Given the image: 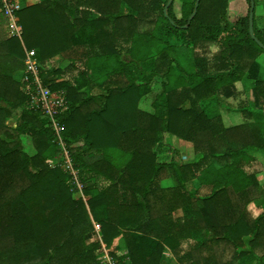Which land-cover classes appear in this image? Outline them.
I'll return each mask as SVG.
<instances>
[{"label":"trees","instance_id":"obj_1","mask_svg":"<svg viewBox=\"0 0 264 264\" xmlns=\"http://www.w3.org/2000/svg\"><path fill=\"white\" fill-rule=\"evenodd\" d=\"M169 1L44 0L18 13L22 41L9 36L0 8V264H101L102 245L89 244L95 224L107 248L124 238L132 264H164L167 249L178 264H264L258 249L264 247V213L251 221L218 203L228 186L257 184L250 171L256 155L264 157V80L250 79L263 129L227 128L221 116L201 107L237 98L236 84L264 51L252 39L250 16L228 32L229 0H201L192 20L197 0H181V19ZM122 4L132 13L121 15ZM181 32L191 45L173 59L161 47L163 38ZM254 34L264 45L255 22ZM216 43L213 65L193 52ZM25 49L36 52L46 86L67 95L69 109L59 122L87 201L76 200L66 173L50 166L63 149L49 121L27 110L28 98L13 76L23 67ZM56 57L80 70L77 85L59 82V71L44 68ZM150 94L153 111L147 112L141 103ZM16 111L19 121L11 127ZM168 136L191 143L196 163L162 162ZM23 137L32 140L36 155L25 151ZM164 172L177 186L195 179L212 185V194L196 200L190 194L189 205L161 202L168 192L159 187ZM180 209L185 216L175 219Z\"/></svg>","mask_w":264,"mask_h":264},{"label":"rangeland","instance_id":"obj_2","mask_svg":"<svg viewBox=\"0 0 264 264\" xmlns=\"http://www.w3.org/2000/svg\"><path fill=\"white\" fill-rule=\"evenodd\" d=\"M44 1V0H43ZM42 0H36V2H34V5L39 4L41 2H43ZM255 2V23H256V27L258 30L263 31L264 32V0H254ZM171 3V0L168 2ZM173 5V9H174V13L176 15V17L178 19L183 18L182 15V2L181 0H172V4ZM250 3L248 2V0H229V7H228V12H227V24H228V32L230 30H234L235 29V25L236 23H238L241 20L246 19V17L250 16ZM166 12V10H165ZM94 14H96V11L94 10L93 12ZM132 13L131 9L126 5V4H122L121 6V15H127ZM96 17V16H94ZM153 27H149V28H142V31H146L149 30L153 31ZM186 34H184L183 32H181V36L180 38H173V39H164L163 38V42L164 44L161 45L162 49H166V51L169 53L171 58H178V52L177 50L181 49V46H189L191 44H188L185 42L186 40ZM220 49V44L216 43V44H203V45H199L195 47V51L193 50V52H195L196 55H199L201 57H204L206 59H208L210 61V65L214 64V56L218 53ZM193 52L191 50V54H190V59L193 65H195V60L193 58ZM55 59H53L52 61H50L46 67H54L57 66L55 61ZM65 60V59H63ZM124 60L129 62L131 60V57L129 56H125ZM68 61V60H65ZM70 62V61H68ZM257 65L255 68H253L250 72H248L245 76V78L237 83V88L240 90L239 91V95L237 98H235L234 100L231 101H227L226 99H219L218 101H213V102H204L201 104V107H205V110L208 113H216L219 112L220 107L217 103H223L224 105L226 104L230 111H229V117L226 116V118H229V120H227L225 122V124L231 125L234 124L233 122H236L239 125H252L255 124L257 127L259 125V128H262V123H263V119H262V113L263 110L261 107L257 106L256 107V98L254 96V93L252 92V88L253 91H256V84L252 82V80H250L251 78H255L258 77L259 80L263 79L264 80V53H261L259 55V58L256 60V64ZM80 70H78L79 72ZM79 76V75H78ZM79 79H81V76H79ZM18 84L21 86V79H18ZM159 86V82L157 87ZM171 87L175 86L174 84L170 85ZM22 89V87H21ZM161 88H159L157 91H160ZM149 97L151 99L154 98V94H150ZM208 104V105H207ZM256 108H255V107ZM152 108V105H151ZM153 109V108H152ZM246 109H251L253 110L252 113L248 114L247 111H245ZM227 110V109H226ZM225 111V110H224ZM16 117L14 119H12V121L9 122L11 127H14L13 125H15V123L17 124L19 121V111H16ZM258 117V118H257ZM235 124V125H237ZM261 126V127H260ZM263 129V128H262ZM263 133V132H262ZM264 135V133H263ZM167 141H171V145L169 146L172 149H174V147L178 148L179 147V142H186V141H179V139L177 138H172L170 136H168L166 138V142ZM22 142L25 148V151L30 155V156H34L36 155V150L34 148V144L32 142V140L29 137H23L22 138ZM55 144L59 147H61L59 145V143H57L56 141H54ZM170 145V144H169ZM175 148V149H176ZM186 149V146L185 148ZM60 159H58V157H53L50 160V166L52 168L54 167H59L63 170L64 173H66L67 175V183L71 189V191L74 194V198L76 200L79 199H84L85 201H87V198L85 197L84 193L80 194V191L76 185V183H74V180L72 179V176L70 174V170H69V164H68V159L66 157V155L63 153L62 155L59 156ZM171 156H166V159H170ZM257 158V162L255 163L252 171L253 175L255 176V180L257 182L256 185H264V157L260 154L256 155ZM186 159H188L187 157L184 158H180L181 161L186 162ZM191 184V183H190ZM208 190H204L200 192V195H204L207 194ZM254 194H257V192H255ZM254 204H252L250 206V208L248 209V207L245 208L244 213H250L249 216L245 215V217L248 220L254 221L256 219V209H254L253 207ZM176 216L178 215H182V213H177L176 211ZM124 238H120V240L118 239L117 242V249L110 247L109 249L115 250L117 255L116 257L122 256L123 253V248L125 247V242H124ZM93 243H98V241L96 240V236H95V232L93 233L92 239L89 242V244H93ZM100 244V243H99ZM225 248L224 246L221 247ZM220 249V251H221ZM258 249H264V247H260ZM228 247L226 249V253L228 251ZM229 252V251H228ZM231 252V251H230ZM263 253L259 252V256H261ZM98 255H99V260L101 262L102 258H103V251L102 248L99 249L98 251ZM129 257V256H128ZM165 261H170L168 256H164ZM190 262H187V264Z\"/></svg>","mask_w":264,"mask_h":264},{"label":"crops","instance_id":"obj_3","mask_svg":"<svg viewBox=\"0 0 264 264\" xmlns=\"http://www.w3.org/2000/svg\"><path fill=\"white\" fill-rule=\"evenodd\" d=\"M18 3L20 4L21 9L23 10L24 8L30 7L34 5V2H36V0H17ZM43 1V0H42ZM55 63L57 66L54 67H44L47 70L50 71H59V75H58V81H71L72 83H76V81L81 80L79 79V76H81L80 72H78V70H69V66L71 65V62L65 61L60 57H56L55 58ZM25 71V66H24V62H23V67L21 70H19V72L14 73V78L16 79V81H18V79L22 78V75ZM79 75V76H78ZM77 85V84H75ZM84 91V90H83ZM238 91H240L238 89ZM65 92V91H64ZM97 92H99V89H97ZM252 92H253V88H252ZM234 99H229L227 101H231ZM220 107L219 112L216 113H208L205 108L203 107L204 111L206 113H208L209 115H219L221 116V118L223 119V123L227 128H234V127H239L241 125L237 124L236 122H233L234 124L231 125H226L225 122L227 120H229L228 113L230 111L229 107L225 104H221V103H217ZM208 105V104H207ZM141 108L147 112H152L153 109L151 108V101H150V97H146L143 99L142 103H141ZM227 109V110H226ZM225 110V111H224ZM237 124V125H235ZM10 125V124H9ZM16 123L15 125H13L14 127H16ZM244 125V124H243ZM179 141H183L180 140ZM170 144V145H169ZM179 147L176 148L174 147L172 152H169V149L172 146L171 145V141H165V146L166 149L162 152V154L160 155V160L162 162L164 161H171L174 157L175 163L177 165H193L194 163H196V156L194 153V149L191 143L189 142H182V143H178ZM186 146V149H184ZM176 148V149H175ZM172 149V148H171ZM171 151V150H170ZM166 156H171L170 159H166ZM187 157L188 159H186V162H183L180 160V158H184ZM80 177V176H79ZM81 181V179H80ZM191 183V184H190ZM160 190H166L168 191L167 194L163 195L162 201L161 202H170L173 206L174 205H179L180 203L182 204H186L189 205V200H188V196L191 194L193 195V199L196 200L198 199H202V198H206V197H210L213 191V186L212 185H201L197 179H195L194 181H190L188 182L185 186H177L175 185V182L173 180V177L170 176V173H163V178L161 180V183L159 185ZM223 187V186H222ZM236 189H235V188ZM204 190H208L207 194L204 195H200L201 191ZM172 191H178L176 194H171ZM225 197L218 200V203H223V204H230L232 206H234L237 211L236 213L241 216L242 214L249 216L250 213L245 212L244 210L246 207H248V209L250 208V206L252 204L254 209H256L255 213H256V219L261 216L264 213V185H255L252 184L250 186H245V185H235V186H228L225 190ZM236 191V192H235ZM255 192H257V194H254ZM193 200V201H194ZM182 213V215H178L176 216V212L173 213V217L175 219L177 218H181L184 217L185 214L183 212V210H178L177 213ZM96 236V240L98 241V243H101V236L98 235L97 233H95ZM209 236V234H208ZM121 238V237H120ZM120 238H118L120 240ZM123 238V237H122ZM118 239L115 240L114 244H113V248L117 249V242ZM189 243L190 242H194V239L189 238ZM125 242V241H124ZM108 250L114 255L116 256L117 253L115 250L109 249ZM260 251H264V249H260ZM125 252L122 254V256H119L118 258H124V259H129L128 257V250L126 248V243H125V247L123 248V251ZM164 256H168L169 260L171 258L170 261H165L164 259V264H178L177 261L174 259L172 253L170 250H166L164 253ZM189 264V263H188Z\"/></svg>","mask_w":264,"mask_h":264},{"label":"built area","instance_id":"obj_4","mask_svg":"<svg viewBox=\"0 0 264 264\" xmlns=\"http://www.w3.org/2000/svg\"><path fill=\"white\" fill-rule=\"evenodd\" d=\"M0 8L8 20V32L12 38L23 40V30L20 24L18 13L22 10L17 0H0ZM25 51V59L23 60L25 71L21 78V86L24 94L28 98L27 110L35 111L43 115L49 121V126L54 134L55 141L59 143L66 155L69 164L70 174L74 183H76L80 194H83V185L80 181L79 171L75 170L70 159L69 152L65 149L63 142V128L59 122V118L69 109L67 95L64 91H52L46 86L41 77L42 65L37 58L35 51ZM59 155V156H60ZM59 156L58 159H60ZM52 166V165H51ZM95 233L101 236V245L103 258L101 264H132L130 259H117L108 250L102 241L101 227L95 224Z\"/></svg>","mask_w":264,"mask_h":264},{"label":"water","instance_id":"obj_5","mask_svg":"<svg viewBox=\"0 0 264 264\" xmlns=\"http://www.w3.org/2000/svg\"><path fill=\"white\" fill-rule=\"evenodd\" d=\"M200 2L201 0H197L196 2V10L193 14V16L190 18V20H192L196 14H197V10L199 8V5H200ZM251 2V13H250V33H251V36H252V39L257 43V45L264 51V45L259 41L257 40L255 34H254V18H255V2L254 0H250ZM172 4V0H171V3H169L168 6H170ZM166 16H167V9H166V12H165Z\"/></svg>","mask_w":264,"mask_h":264}]
</instances>
